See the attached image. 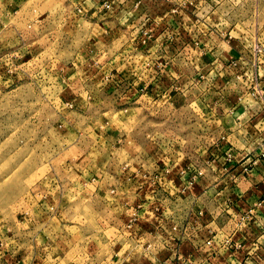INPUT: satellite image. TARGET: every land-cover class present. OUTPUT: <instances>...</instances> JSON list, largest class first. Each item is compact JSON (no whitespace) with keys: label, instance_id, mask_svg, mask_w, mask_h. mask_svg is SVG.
<instances>
[{"label":"crops","instance_id":"obj_1","mask_svg":"<svg viewBox=\"0 0 264 264\" xmlns=\"http://www.w3.org/2000/svg\"><path fill=\"white\" fill-rule=\"evenodd\" d=\"M224 3L67 0L91 24L93 48L86 67L102 71L97 78L78 72L76 80L65 70L58 74L64 91L79 89L63 97L76 105V123L88 115L80 100L84 94L91 98L90 84H102L118 105L146 108L180 100L179 106L203 105L206 115L218 121V131H211L200 148L157 158L144 151L134 158L126 154L124 128L83 126L74 158L64 163L65 180L79 196L93 198L96 212L111 213L99 224L111 244L104 258H98V240L78 243L90 250L84 253L94 264H140L123 259L126 246L149 240L154 248L148 261L156 258L157 264H264V61L258 62L249 47L241 48L240 25L228 23L232 17ZM120 34L126 38L123 52L112 55L111 40ZM257 35L264 43V34ZM105 194L118 200L119 209L108 196V207L97 202ZM114 210L121 211L120 217H112ZM20 223L21 236L14 231L0 236V264H61L66 255L58 245L57 225L32 220L25 228ZM115 229L121 234L115 236Z\"/></svg>","mask_w":264,"mask_h":264},{"label":"rangeland","instance_id":"obj_2","mask_svg":"<svg viewBox=\"0 0 264 264\" xmlns=\"http://www.w3.org/2000/svg\"><path fill=\"white\" fill-rule=\"evenodd\" d=\"M224 2V12L232 17L228 23L240 25L242 49L247 42L250 44L251 38L253 42L255 33L264 34V0ZM70 5L67 0H0V236H8L9 231L21 236L20 221L25 222V228L26 222L32 220L36 225H57L55 231L61 236L58 245L60 248L63 245L62 252L66 255L61 264H94L84 253L90 250L78 243L98 240V258H104L111 244L105 242L106 234L99 224L111 218V213L96 212L93 198L79 196L76 186L67 185L65 180L64 163L74 158L73 147L83 126L114 124L124 128L129 134L125 152L136 156L144 151L157 158L172 150L185 153L200 148L211 131L217 130L218 121L206 115L203 105L187 107L181 101L179 106L180 100L147 104L146 108L134 103L118 105L114 96L105 93L102 84L99 87L90 84L91 98L84 99L83 93L80 100L81 109L88 115L76 123L72 113L76 105L71 98L69 102L63 100L72 89L64 91L57 84L58 74L65 70L67 76L76 80L80 74L97 78L102 71L86 67L91 57L88 51L93 48L91 24ZM125 40L121 34L115 36L109 52L122 53ZM74 64L81 66L80 71L73 69ZM75 90L79 89L74 87L72 91ZM107 196L114 200V208L119 209L115 204L118 200L108 194L99 196L97 202L103 201L108 207ZM120 215L121 211H115L112 217ZM36 231H42L41 227ZM117 233L121 234V230L113 231L115 236ZM64 239L71 240V244L64 243ZM153 248L154 241L133 243L126 246L123 259L157 264L156 258L148 261Z\"/></svg>","mask_w":264,"mask_h":264},{"label":"built area","instance_id":"obj_3","mask_svg":"<svg viewBox=\"0 0 264 264\" xmlns=\"http://www.w3.org/2000/svg\"><path fill=\"white\" fill-rule=\"evenodd\" d=\"M218 1L222 2L223 0H218ZM111 6L112 5H111L110 2H108V1H105L104 2V8L105 9H110ZM172 12H176V8H174L172 10ZM258 33H255L254 34V36H253V42L252 43L250 42V44H248V42H247L245 46L249 47V49L252 50V52L254 53L255 59L258 60V62H261V58H264V43H262V41H260V38L257 35ZM170 41H171V39H170ZM258 93H259V91L258 92H255L254 94L258 95ZM259 95H260V93H259ZM186 231L187 230L184 229L183 230V233H185ZM205 244H207V246H211L212 245V240L210 239V240L206 241Z\"/></svg>","mask_w":264,"mask_h":264}]
</instances>
